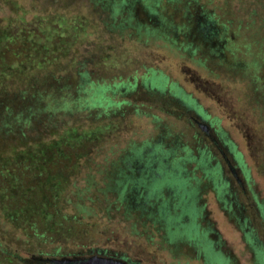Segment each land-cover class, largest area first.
Returning <instances> with one entry per match:
<instances>
[{
    "label": "rangeland",
    "instance_id": "1",
    "mask_svg": "<svg viewBox=\"0 0 264 264\" xmlns=\"http://www.w3.org/2000/svg\"><path fill=\"white\" fill-rule=\"evenodd\" d=\"M263 223L264 0H0V264H264Z\"/></svg>",
    "mask_w": 264,
    "mask_h": 264
},
{
    "label": "flooded vegetation",
    "instance_id": "2",
    "mask_svg": "<svg viewBox=\"0 0 264 264\" xmlns=\"http://www.w3.org/2000/svg\"><path fill=\"white\" fill-rule=\"evenodd\" d=\"M200 31L205 32V31H207V28L203 27L202 29H200ZM198 125L200 127L202 126L200 124H198ZM201 129L205 130L204 127H201ZM239 188L242 191L243 196H245L246 195V191H245L244 185L240 183ZM246 198H247V196H246ZM248 203H249V205H247V206L250 207L251 215H253L254 212H255V209H254V207H253V205L251 204L250 201H248ZM246 210H247V208H245V206L243 205L241 207L242 213H244ZM248 221H249V219H248ZM263 226H264V223H263ZM262 243H263V245H262L263 247L262 248L264 250V241H262ZM91 252L93 254H95V255H93V257H91L89 259H85L83 257L82 258H78L77 261H75L74 264H110L111 262L114 263V264L115 263H119V262L122 263V264H131L130 262H127V260H125L123 258L120 259V258H112L111 256H106V255H104L103 251H101V250H93Z\"/></svg>",
    "mask_w": 264,
    "mask_h": 264
},
{
    "label": "water",
    "instance_id": "3",
    "mask_svg": "<svg viewBox=\"0 0 264 264\" xmlns=\"http://www.w3.org/2000/svg\"><path fill=\"white\" fill-rule=\"evenodd\" d=\"M111 263H112V262H111ZM111 263H110V264H111ZM112 264H114V263H112ZM115 264H122V263L119 262V263H115Z\"/></svg>",
    "mask_w": 264,
    "mask_h": 264
},
{
    "label": "trees",
    "instance_id": "4",
    "mask_svg": "<svg viewBox=\"0 0 264 264\" xmlns=\"http://www.w3.org/2000/svg\"><path fill=\"white\" fill-rule=\"evenodd\" d=\"M186 200V199H185Z\"/></svg>",
    "mask_w": 264,
    "mask_h": 264
}]
</instances>
